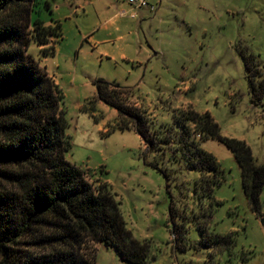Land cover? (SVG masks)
I'll return each mask as SVG.
<instances>
[{
	"label": "rangeland",
	"instance_id": "374dc122",
	"mask_svg": "<svg viewBox=\"0 0 264 264\" xmlns=\"http://www.w3.org/2000/svg\"><path fill=\"white\" fill-rule=\"evenodd\" d=\"M42 1L33 16L59 21L63 36L48 53L32 38L28 52L63 90L72 140L66 159L108 183L127 227L150 242L139 264H202L216 246L201 243V228L232 233L234 250H250L246 264H264V188L256 210L232 149L202 140L220 163L221 181L212 184L214 171L201 177L176 141L151 147L134 128H112L118 110L98 99L96 87L102 79L131 89L152 127L173 133L180 110L208 111L223 136L244 140L264 162V100L251 98L244 59L253 55L264 73V0H148L146 7L47 0L51 10ZM97 262L133 264L102 241Z\"/></svg>",
	"mask_w": 264,
	"mask_h": 264
},
{
	"label": "trees",
	"instance_id": "16d2710c",
	"mask_svg": "<svg viewBox=\"0 0 264 264\" xmlns=\"http://www.w3.org/2000/svg\"><path fill=\"white\" fill-rule=\"evenodd\" d=\"M39 2L0 0V264H98L100 241L115 247L122 260L143 263L150 242L127 227L108 183L66 159L72 140L63 90L28 52L32 38L48 53L63 36L59 21L33 16ZM42 2L51 10L49 1ZM244 59L251 98L261 104L264 73L253 55ZM96 87L98 99L118 110L112 128H134L151 147L176 141L172 147L201 177L214 171L212 184L221 181L220 163L201 142L209 137L224 142L234 152L247 199L260 210L264 162L244 140L223 136L210 112L180 110L173 133V126L152 127L131 89L102 79ZM201 232V243L216 246L202 264H246L250 258V250H234L232 233Z\"/></svg>",
	"mask_w": 264,
	"mask_h": 264
},
{
	"label": "built area",
	"instance_id": "2783aa9c",
	"mask_svg": "<svg viewBox=\"0 0 264 264\" xmlns=\"http://www.w3.org/2000/svg\"><path fill=\"white\" fill-rule=\"evenodd\" d=\"M128 2L136 7L150 6L148 0H128ZM150 8L153 9L154 6H151Z\"/></svg>",
	"mask_w": 264,
	"mask_h": 264
}]
</instances>
